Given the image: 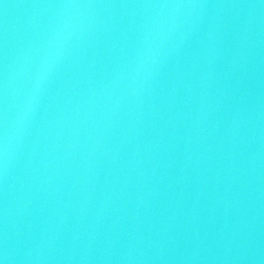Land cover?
Returning <instances> with one entry per match:
<instances>
[{
    "label": "water",
    "instance_id": "water-1",
    "mask_svg": "<svg viewBox=\"0 0 264 264\" xmlns=\"http://www.w3.org/2000/svg\"><path fill=\"white\" fill-rule=\"evenodd\" d=\"M0 264H264V0H0Z\"/></svg>",
    "mask_w": 264,
    "mask_h": 264
}]
</instances>
